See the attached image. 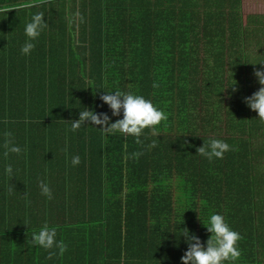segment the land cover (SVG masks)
I'll use <instances>...</instances> for the list:
<instances>
[{
  "label": "trees",
  "instance_id": "trees-1",
  "mask_svg": "<svg viewBox=\"0 0 264 264\" xmlns=\"http://www.w3.org/2000/svg\"><path fill=\"white\" fill-rule=\"evenodd\" d=\"M36 13L47 27L25 55ZM257 37L240 0H0V264H181L182 228L203 244L214 212L242 236L237 264H264V121L244 102L264 87ZM114 90L167 114L156 134L71 129L84 109L122 118L99 98ZM175 118L187 135L161 133ZM211 139L235 150L209 161L196 149ZM175 174L187 205L172 214ZM44 225L62 254L33 246Z\"/></svg>",
  "mask_w": 264,
  "mask_h": 264
},
{
  "label": "clouds",
  "instance_id": "clouds-1",
  "mask_svg": "<svg viewBox=\"0 0 264 264\" xmlns=\"http://www.w3.org/2000/svg\"><path fill=\"white\" fill-rule=\"evenodd\" d=\"M46 27L47 22L43 13H36L30 18L24 26V33L28 39L20 48L22 54L27 55L31 52L35 47L33 41ZM254 74L258 77L259 83L264 85V71L256 70ZM156 86L153 85V87ZM99 98L111 110L112 116L122 114V118L109 123L110 118L106 113H97L90 109L80 110L78 119L71 121L73 131L86 125L85 121H89L93 127L99 125L100 127L96 128L102 129L105 135L120 133L124 136H132L137 143H140V137L146 128L154 129L161 121L167 119V114L155 106L151 100L131 91L127 93L120 90L108 91V94H103ZM244 102L250 109L256 111L260 120L264 121V87L259 88L251 96L245 97ZM9 150L15 153L20 152L17 146H12ZM234 150L233 146L221 139H211L207 143L203 142L196 152L211 161L213 158L221 159L224 153ZM139 155L140 153L133 154V156ZM79 163V155L71 158L73 166ZM5 171L11 175L13 171L11 165L7 166ZM40 189L42 195L51 199L52 192L47 183L41 181ZM202 224L211 234V237H208L203 244L198 236L187 228H182L180 235L184 237L187 248L180 257L181 264H237L241 256L239 248L241 234L230 226L224 215L217 212L210 214L207 221ZM56 235L55 227L44 225L33 234L31 242L33 246L46 250L55 248L62 254L66 250V245L58 240Z\"/></svg>",
  "mask_w": 264,
  "mask_h": 264
},
{
  "label": "crops",
  "instance_id": "crops-1",
  "mask_svg": "<svg viewBox=\"0 0 264 264\" xmlns=\"http://www.w3.org/2000/svg\"><path fill=\"white\" fill-rule=\"evenodd\" d=\"M240 12H241V20H242L243 26L248 28V31L252 36H254L255 34L260 36L261 39L260 37L259 38L257 37V39H259L258 41L263 40L264 38V0H240ZM253 29H256L255 34L253 33ZM88 40L89 39L86 37L85 39L80 40V41L84 43H88L87 42ZM153 130L154 129H151V131ZM183 176H184L183 174L178 175L179 178H177L176 175L173 176V181L172 183H170V187H169V191L171 195L173 193L176 194V191L184 194V186L182 185ZM174 204L178 205L179 203H174Z\"/></svg>",
  "mask_w": 264,
  "mask_h": 264
},
{
  "label": "rangeland",
  "instance_id": "rangeland-1",
  "mask_svg": "<svg viewBox=\"0 0 264 264\" xmlns=\"http://www.w3.org/2000/svg\"><path fill=\"white\" fill-rule=\"evenodd\" d=\"M73 37L74 38H79L81 36L77 35V36H73ZM263 43H264V38H263V40L258 41L255 45L258 46V45H262ZM79 45H81V44L78 43V44L74 45V50L73 51L76 52L77 53L76 55H78L80 57V54L79 53H82L84 50H83V48H79L80 47ZM248 48H246V50ZM249 50H250V48H249ZM253 52H256V51H253ZM185 131L186 130L181 129L177 125L176 118H175V121L172 122V126L170 128H166V129L162 130L161 133L164 134L165 136L168 135V136H171L172 137V136L187 135L188 132H185ZM156 133L157 132L153 130V131H151L150 134H156ZM222 134H224V133H222ZM176 176H177V178H179L178 175H176ZM172 181H171V183H172ZM171 198L173 200V212H172V214H175L176 213L175 211H178L179 212L182 208H184L185 205H187L186 204V202H187L186 194L179 193V192L176 191V194L173 193L171 195ZM174 203H179V204L178 205H175ZM196 203L199 204L198 201H196ZM174 206H176V207H174ZM172 214H171V219L173 220V219L176 218V216L175 215H172Z\"/></svg>",
  "mask_w": 264,
  "mask_h": 264
}]
</instances>
